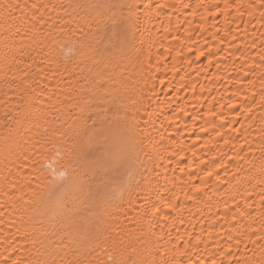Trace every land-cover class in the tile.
I'll list each match as a JSON object with an SVG mask.
<instances>
[{"label":"bare ground","instance_id":"6f19581e","mask_svg":"<svg viewBox=\"0 0 264 264\" xmlns=\"http://www.w3.org/2000/svg\"><path fill=\"white\" fill-rule=\"evenodd\" d=\"M0 264H264V0H0Z\"/></svg>","mask_w":264,"mask_h":264},{"label":"snow or ice","instance_id":"6c2138e0","mask_svg":"<svg viewBox=\"0 0 264 264\" xmlns=\"http://www.w3.org/2000/svg\"><path fill=\"white\" fill-rule=\"evenodd\" d=\"M61 175H63V174H61Z\"/></svg>","mask_w":264,"mask_h":264}]
</instances>
